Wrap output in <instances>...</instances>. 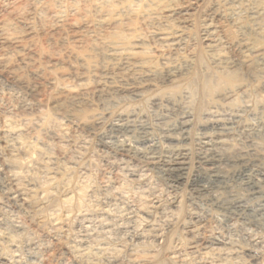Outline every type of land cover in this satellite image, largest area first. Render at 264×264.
Segmentation results:
<instances>
[{"label": "bare ground", "instance_id": "bare-ground-1", "mask_svg": "<svg viewBox=\"0 0 264 264\" xmlns=\"http://www.w3.org/2000/svg\"><path fill=\"white\" fill-rule=\"evenodd\" d=\"M20 1L0 0V72L23 95L38 87L69 94L66 109L55 118L70 123L68 110L84 109L100 139L108 130L122 134L117 156L159 170L172 191L188 185L211 213L224 214L229 227L264 232V101L259 100L264 98V0ZM39 119L44 128L57 123ZM130 134L148 148H131ZM151 134L158 142L149 139ZM134 169L130 175L141 178L143 168ZM21 190L0 182V192L11 201L23 199ZM174 204L154 202L148 209L152 223L134 238L161 237L162 228L173 224ZM195 217L198 227L201 219ZM2 220L0 239L14 249L22 227ZM49 224L57 226V219L50 216ZM88 242L79 239L80 253L114 254L109 243ZM222 255L228 259L231 253Z\"/></svg>", "mask_w": 264, "mask_h": 264}, {"label": "rangeland", "instance_id": "rangeland-1", "mask_svg": "<svg viewBox=\"0 0 264 264\" xmlns=\"http://www.w3.org/2000/svg\"><path fill=\"white\" fill-rule=\"evenodd\" d=\"M38 45H43L42 37ZM254 86L258 89L257 84ZM67 97L69 94H58L47 87L23 95L0 72V182L8 184L12 191L20 188L25 193L22 200L11 201L0 192V219L22 227L16 233L14 249L0 239L2 264H112L110 258L121 264H264L263 231L247 233L229 227L224 214L211 213L204 199L192 193L188 185L172 191L159 170L127 155L117 156L116 142L124 138L122 134L108 130L107 137L100 139L90 128L89 113L84 109L70 108V123L55 118L66 109ZM140 105L145 107L144 103ZM43 117L54 118L57 123L44 128L39 119ZM58 129L63 132L61 135L56 132ZM194 133L188 145L191 165L197 152ZM132 136H127L131 148L139 151L148 148L149 143ZM149 139L158 142L154 134ZM82 141L86 143L81 144ZM141 167L144 170L141 178L130 175L131 169ZM78 189L84 192L80 210L75 206ZM67 197L71 200L68 203ZM118 197L119 201L106 202ZM154 202L164 205L175 202L170 208L173 224L163 227L159 238L144 233V238L137 240L134 235L143 233L153 221L148 209ZM50 216L57 219V226L49 224ZM194 217L201 219L202 226L197 227ZM83 236L93 242L92 246L111 244L114 254L110 257L104 252L80 253L78 243ZM225 252L231 253L230 258L222 257Z\"/></svg>", "mask_w": 264, "mask_h": 264}]
</instances>
